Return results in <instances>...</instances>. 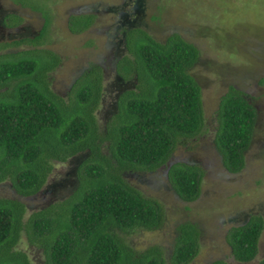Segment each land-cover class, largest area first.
<instances>
[{
    "label": "trees",
    "instance_id": "16d2710c",
    "mask_svg": "<svg viewBox=\"0 0 264 264\" xmlns=\"http://www.w3.org/2000/svg\"><path fill=\"white\" fill-rule=\"evenodd\" d=\"M14 1L41 12L44 24L33 38L0 44V49L33 46L0 52V183L8 180L16 194L32 196L45 184L55 161L77 163L70 192L27 217L21 200L0 197V264H32L17 248L22 233L42 249L45 264H165L160 246L138 250L127 240L133 229L160 227L164 208L126 176L162 168L178 198H198L201 167L171 160L176 147L195 138L204 125L201 88L190 73L198 48L178 32L158 41L142 27H125L124 52L114 62L121 89L101 127L95 112L102 100L103 67L90 63L65 96L53 91L50 72L59 56L36 47L49 16L32 0ZM6 18L7 27L22 21L14 13ZM94 19L93 13L71 14L68 30L85 31ZM215 116V148L224 168L237 173L245 164L256 108L244 91L229 85ZM263 228V216L252 213L227 229L225 239L236 261L256 256ZM199 236L196 223H179L169 262L188 264L199 251ZM209 264L227 263L215 259ZM258 264H264V256Z\"/></svg>",
    "mask_w": 264,
    "mask_h": 264
},
{
    "label": "rangeland",
    "instance_id": "374dc122",
    "mask_svg": "<svg viewBox=\"0 0 264 264\" xmlns=\"http://www.w3.org/2000/svg\"><path fill=\"white\" fill-rule=\"evenodd\" d=\"M31 1V0H30ZM47 12L49 19L37 48L50 49L59 56L50 72V86L65 96L73 79L90 63L104 69L102 100L95 114L101 127L111 116L120 82L114 71L116 57L124 52L122 30L144 28L163 41L178 32L199 50L190 69L201 88L204 125L201 132L174 150L171 160L194 163L203 171L198 198L186 202L177 197L162 168L154 172L130 173L127 180L143 193L159 200L164 208L163 222L153 230L136 228L126 234L138 250L160 246L165 264L176 236V227L194 222L200 230L199 251L188 264H209L223 259L227 264H258L264 256V228L256 256L248 262L231 255L225 234L252 213L264 219V0H32ZM14 13L22 21L3 29L0 44L38 35L44 17L39 11L14 0H0V16ZM93 13V24L80 33H71V14ZM29 43L13 45L0 52L32 48ZM233 85L244 91L257 112L251 143L245 152L244 167L237 173L222 165L214 145L215 111L220 96ZM77 159L55 161L41 190L32 196H19L8 180L0 183V197L18 198L26 206L25 217L57 199L65 197L74 184ZM17 248L32 264H45L41 248L28 243L21 234Z\"/></svg>",
    "mask_w": 264,
    "mask_h": 264
},
{
    "label": "flooded vegetation",
    "instance_id": "af4514ba",
    "mask_svg": "<svg viewBox=\"0 0 264 264\" xmlns=\"http://www.w3.org/2000/svg\"><path fill=\"white\" fill-rule=\"evenodd\" d=\"M9 14H12V13H9ZM7 15L8 14H2V16H0V20H1V23H2V25H1V27L3 26V29H5L7 26L6 25H4V20H7Z\"/></svg>",
    "mask_w": 264,
    "mask_h": 264
}]
</instances>
